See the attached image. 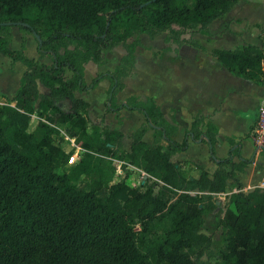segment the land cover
Here are the masks:
<instances>
[{
  "label": "trees",
  "instance_id": "16d2710c",
  "mask_svg": "<svg viewBox=\"0 0 264 264\" xmlns=\"http://www.w3.org/2000/svg\"><path fill=\"white\" fill-rule=\"evenodd\" d=\"M238 1L0 0V53L27 66L15 95L0 103V264H213L203 260L213 240L202 231L204 215L216 209L213 194L226 189L229 179L240 188L237 172L251 158L242 157L241 141L233 140L228 155L218 157L216 124L203 114L179 142L172 138L177 126L161 121L159 105L142 106L137 96L118 103L117 94L122 78L133 72L140 34L168 32V41L190 42L186 34L208 31ZM14 26L39 36L37 51L41 58L49 55L51 64L25 54L24 36L19 49L10 47ZM261 40L214 48L212 55L233 74L264 85V29ZM119 45L127 53L115 70L87 83L86 64L106 63ZM103 79L110 80L106 108L93 119L90 103L75 92H89ZM122 109L139 110L146 119L129 135L130 150L125 134L106 122L107 113L119 117ZM59 124L82 151L62 172L57 170L73 151L54 142ZM149 129L155 131L153 143L144 140ZM191 141L208 144L217 164L212 175L197 164L199 175L189 179L172 159ZM128 164L160 180V190L155 193L156 181L144 189L129 185ZM230 201L233 208L219 220L226 247L214 264H264V189L238 190ZM155 224L162 234L142 250Z\"/></svg>",
  "mask_w": 264,
  "mask_h": 264
},
{
  "label": "crops",
  "instance_id": "0c3cea01",
  "mask_svg": "<svg viewBox=\"0 0 264 264\" xmlns=\"http://www.w3.org/2000/svg\"><path fill=\"white\" fill-rule=\"evenodd\" d=\"M239 2L241 0L237 3L239 4ZM236 4L235 6L238 5ZM231 13L234 12L230 11L227 14L230 15ZM218 20L220 19L215 21ZM12 33L13 39L10 43L12 49H19L21 47L22 36H24L26 39L25 54L30 58L51 64L52 61L49 55L41 58L37 51V40L30 31L20 30L17 26H14ZM146 35L151 39L156 37ZM166 37L167 35L164 37V40L167 43L173 42L166 40ZM142 39L140 37L141 45L143 43ZM222 39H227L228 42L217 43ZM235 41V35L224 34L222 37L214 40V48L234 49L248 44L247 42H243L238 46H232ZM249 43L260 45L262 43L261 34L257 38V41ZM184 44L178 43L177 45L178 47H182ZM135 54L136 63L133 72L122 78L124 88L118 92L117 102L121 103L128 97L137 96L141 99L140 105L142 106L148 107L151 103H156L160 106L163 113L161 121L177 126V130L172 135V138L179 142L183 141L185 133L191 128L195 117L201 114L207 116V122H213L217 127L218 141L215 145V150L218 157L228 155L231 147L230 140L241 141V145L239 146L240 155L244 158H251V161L242 171L237 172V178L241 183L240 188H238L234 179H229L227 182L228 187L232 188L231 191L227 192V187L214 194V199H217V205L220 203V200L225 198L226 194H230L231 196L233 192L238 190L250 192L256 187L264 189V149L258 148L251 136V130L258 117L259 107L264 102V85L233 74L212 55V51L211 55L203 54V58L200 61L194 58L185 62L183 58L179 62H147L146 67L143 69L140 68L139 64L141 62L137 60L136 51ZM123 55L122 53L114 62L110 61L109 56H107L108 60L104 64H97L93 61L88 62L85 66L86 82L90 83L99 73L115 70L120 64ZM0 60L2 61L0 62V98L11 99L20 86L27 66L22 61L14 62L10 56L2 53H0ZM67 74L70 76L71 72L68 71ZM132 77H134V80H131L133 79ZM39 87L41 91L48 92V88L44 85L40 84ZM109 87L110 80L103 79L96 88L89 92L76 91L75 93L78 97L90 103L91 111L96 108L97 113L102 115L105 112ZM97 91H101L100 97H98L100 104L91 99ZM128 116L136 117L137 121L133 125L127 123L126 118ZM106 122L112 128L120 130L125 134V147L127 150H130L132 140L129 138V135L145 123L146 119L144 114L139 110L122 109L119 117L116 113H107ZM144 140L148 143H153L155 141V131L149 129L144 135ZM161 143L164 145L168 144L166 140H162ZM172 159L180 163L182 172L189 179L199 175L200 170L197 168V164L203 165L210 175L217 168V164L210 159L209 146L206 142L191 141L188 149L178 151L172 156ZM234 160L239 162V156H234ZM119 162L120 164L124 163L121 160ZM125 170L129 172L127 182L130 184L132 182L136 183L137 180L142 178L140 181L142 183L148 181V184H151L156 181L157 184L163 185L160 180L155 179L143 169L134 165L128 164ZM232 205L231 208H233Z\"/></svg>",
  "mask_w": 264,
  "mask_h": 264
},
{
  "label": "rangeland",
  "instance_id": "374dc122",
  "mask_svg": "<svg viewBox=\"0 0 264 264\" xmlns=\"http://www.w3.org/2000/svg\"><path fill=\"white\" fill-rule=\"evenodd\" d=\"M231 11L234 12L231 13L232 15L226 14L224 18L215 21V23H212L209 26L208 31L198 30L196 32L186 34V38H188L190 42H186L182 47H178L177 42L173 41L167 43L164 40V37L168 34V32L162 33L159 36L157 35L154 39L149 38L146 34H140L141 39L143 38V43L136 50L137 60L138 62H141V64H139L140 68H145L147 62H179L182 61L183 58L185 62L194 58L200 61L203 58V54L211 55V51L215 46L214 40L218 37H222L224 34L235 35L236 41L234 44H232V46H238L243 42L249 43L251 41H257V38L264 29V0H241V2H239L237 6H234ZM134 38L135 37L130 38L128 41L130 42L134 40ZM223 42H228V40L222 39L217 43ZM122 53L126 54L127 51L125 46L120 45L115 48L114 51L107 54V56H109L110 61L114 62L120 57ZM0 62L2 61L0 60ZM132 78L133 79L131 80H134V77ZM100 93L101 91H97V93H95L91 98L92 100L94 99L97 104H100V100L98 99V97H100ZM9 101L10 98H0V103H6ZM140 103L141 99L139 98V104ZM90 115L93 119H96L100 116V114L97 113L96 108H94L93 111L90 110ZM126 119L127 123L131 125L137 121L136 117L128 116ZM36 121L37 119L31 122L30 130H33V128L36 126ZM58 126H60L59 128L61 134L53 136L54 142L62 145L65 150H72L73 154L79 149L76 161L73 163L68 161V164L64 168H59L57 170L62 172L63 170H70L78 162L82 151L80 147L76 146V144L70 139L67 132V126L60 124ZM89 130H91V126L89 127ZM141 180L142 178L137 180L136 183H129V185L144 189L145 185L148 184V181L142 183L140 182ZM84 184L85 183L82 184L83 187L85 186ZM160 188L161 185L157 184L156 182L154 186L155 193H157ZM231 189V187H228L226 191L229 192ZM107 191L108 189L104 188L100 193L101 196H104ZM229 197L230 194H226L225 198L220 200V203L217 205L214 211L204 215L205 222L202 226V231L211 235L213 238L212 246L206 251V255L203 257V260L208 263L214 264L221 260V254L226 247V241L222 237V227L220 226L219 220L223 216L225 210L231 207L232 203ZM216 200L217 199H215V201ZM137 228H139V225H137ZM161 234L162 226L160 224H155L152 230L149 232L145 244L141 245L142 250H146V247L151 244L152 240L161 236Z\"/></svg>",
  "mask_w": 264,
  "mask_h": 264
},
{
  "label": "built area",
  "instance_id": "2783aa9c",
  "mask_svg": "<svg viewBox=\"0 0 264 264\" xmlns=\"http://www.w3.org/2000/svg\"><path fill=\"white\" fill-rule=\"evenodd\" d=\"M251 136L254 139L255 143L257 144L258 148L264 149V102H262L259 107L258 117L251 130ZM78 151L79 149L76 151V153L72 154L69 160L70 163H73L74 161H76L78 157ZM116 162H118V167L122 165L120 164L119 161H116ZM192 193H195V192H192Z\"/></svg>",
  "mask_w": 264,
  "mask_h": 264
},
{
  "label": "water",
  "instance_id": "95a60500",
  "mask_svg": "<svg viewBox=\"0 0 264 264\" xmlns=\"http://www.w3.org/2000/svg\"><path fill=\"white\" fill-rule=\"evenodd\" d=\"M34 36H35L36 38H39V36H38L37 34H34Z\"/></svg>",
  "mask_w": 264,
  "mask_h": 264
}]
</instances>
